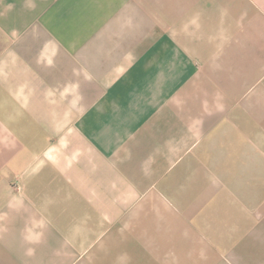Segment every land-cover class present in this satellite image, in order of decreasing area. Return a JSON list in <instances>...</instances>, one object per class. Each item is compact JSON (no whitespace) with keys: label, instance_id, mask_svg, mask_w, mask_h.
Returning <instances> with one entry per match:
<instances>
[{"label":"crops","instance_id":"obj_1","mask_svg":"<svg viewBox=\"0 0 264 264\" xmlns=\"http://www.w3.org/2000/svg\"><path fill=\"white\" fill-rule=\"evenodd\" d=\"M0 264H264V0H0Z\"/></svg>","mask_w":264,"mask_h":264}]
</instances>
